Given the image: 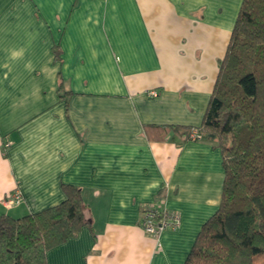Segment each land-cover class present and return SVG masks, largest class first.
Returning <instances> with one entry per match:
<instances>
[{
  "label": "crops",
  "instance_id": "0c3cea01",
  "mask_svg": "<svg viewBox=\"0 0 264 264\" xmlns=\"http://www.w3.org/2000/svg\"><path fill=\"white\" fill-rule=\"evenodd\" d=\"M242 1L0 0V215L71 184L89 220L49 264L185 263L225 172L214 142L173 126L202 123ZM150 207L180 226L157 240Z\"/></svg>",
  "mask_w": 264,
  "mask_h": 264
},
{
  "label": "trees",
  "instance_id": "16d2710c",
  "mask_svg": "<svg viewBox=\"0 0 264 264\" xmlns=\"http://www.w3.org/2000/svg\"><path fill=\"white\" fill-rule=\"evenodd\" d=\"M220 148L221 202L184 264H254L264 256V0H243L198 127L173 126ZM59 204L0 215V264H49L47 253L89 223L81 188L63 184Z\"/></svg>",
  "mask_w": 264,
  "mask_h": 264
},
{
  "label": "built area",
  "instance_id": "2783aa9c",
  "mask_svg": "<svg viewBox=\"0 0 264 264\" xmlns=\"http://www.w3.org/2000/svg\"><path fill=\"white\" fill-rule=\"evenodd\" d=\"M148 95L157 96L158 92L156 90H150L148 91ZM191 138H198L196 129L193 130ZM22 199L23 196L20 190L17 189L11 195H9L4 202L7 206H13L20 203ZM180 224V212L176 210H170L168 208H146L141 219V227L146 233L154 236L157 240L165 230L176 229L180 226Z\"/></svg>",
  "mask_w": 264,
  "mask_h": 264
},
{
  "label": "rangeland",
  "instance_id": "374dc122",
  "mask_svg": "<svg viewBox=\"0 0 264 264\" xmlns=\"http://www.w3.org/2000/svg\"><path fill=\"white\" fill-rule=\"evenodd\" d=\"M254 264H264V256L263 255L255 256Z\"/></svg>",
  "mask_w": 264,
  "mask_h": 264
}]
</instances>
